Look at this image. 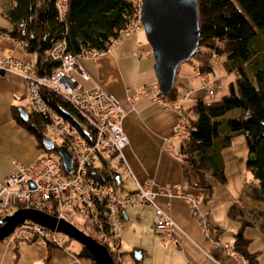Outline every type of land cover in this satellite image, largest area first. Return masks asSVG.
I'll use <instances>...</instances> for the list:
<instances>
[{
    "label": "crops",
    "instance_id": "1",
    "mask_svg": "<svg viewBox=\"0 0 264 264\" xmlns=\"http://www.w3.org/2000/svg\"><path fill=\"white\" fill-rule=\"evenodd\" d=\"M8 27L9 22L1 13L0 5V58L10 56L22 63L33 60L32 54L7 34ZM138 30L117 38L95 55L87 53L81 56L78 61L88 76L85 80L78 76L80 84L88 87L97 82L125 109L119 120L125 143L118 156V165L130 187L117 196L132 192L135 183L145 184L155 193L154 204L174 225L172 237L175 242L162 244L158 239L160 232L151 227L150 205L122 207L117 254L137 251L139 258L135 262L126 253L118 259L121 264H142L143 261L146 264H238V255L229 251V247L231 235L238 229L239 223L229 220L226 210L234 203H240L245 210L257 207L245 196L244 183L250 181L253 185L255 182L244 169L246 152L243 136L232 138L231 134L228 145L219 150L224 182L216 184L205 177L209 189L195 187L197 175L189 170L184 174V167L175 156L181 140L170 137L178 113L194 99H201L196 92L199 88L198 81H195L197 77L193 75L195 71L187 63L176 67L175 87L184 81L191 91L175 107L159 100L153 101L145 93L137 94L138 89L155 83L152 57L140 43ZM25 97L21 70L12 66L0 69V179L15 165H27L42 154L34 136L20 126L11 114V105L15 110L16 107L22 108L20 104ZM190 98V103H186ZM167 136L168 142H164ZM176 191L179 193L176 194ZM183 195L195 200L194 207L203 226L190 215L189 204ZM258 223L251 222L243 227L241 235L248 240L247 252L256 253V264H264V233L258 229ZM120 236L125 241L120 240ZM79 247L67 242L63 248L47 251L40 243L14 244L4 239L0 241V264H91L87 259L76 257Z\"/></svg>",
    "mask_w": 264,
    "mask_h": 264
},
{
    "label": "trees",
    "instance_id": "2",
    "mask_svg": "<svg viewBox=\"0 0 264 264\" xmlns=\"http://www.w3.org/2000/svg\"><path fill=\"white\" fill-rule=\"evenodd\" d=\"M195 3L198 12L197 47L186 61L192 69L208 73L212 63L209 54L213 53L223 71L232 72L234 78L217 100L196 98L182 109L186 117V137L178 142L175 156L182 163L184 174L189 170L197 175L195 187L209 189L205 177L216 184L224 182L219 150L228 145L231 134L242 133L246 152L244 169L255 182L253 185L250 181L244 183L245 196L257 207L245 210L240 203H234L227 208L226 217L239 223L231 235L229 251L245 259L247 264H256V253L247 252L248 240L241 235V230L251 222H259L257 227L264 233V42L262 47L256 42L258 35L262 34L264 38V0H195ZM0 5L1 13L9 22L7 34L32 54L37 74H48L57 65L44 52L57 40L63 39L64 50L72 53L78 52L82 46L104 50L108 39L116 36V30L130 9L128 0H66L65 13L58 20L54 0H0ZM174 82L161 97H173ZM38 92L54 111L70 118L76 115L54 91L40 87ZM10 110L13 119L34 136L42 154L57 158L55 148L44 151L40 143L46 116L32 110L25 111L26 119L23 120L18 117L14 106L11 105ZM233 110L235 112L229 115ZM88 133L90 135V129ZM97 159L99 166L88 164L91 177L113 191L120 188L118 176L104 158L97 154ZM15 204L18 208L25 206ZM86 224L92 230L89 223ZM82 232L97 241L93 231L94 237L89 231ZM43 245L47 251L59 248L48 242ZM131 252H121L118 256L131 255ZM13 254L15 257L14 247ZM76 257L95 264L81 247Z\"/></svg>",
    "mask_w": 264,
    "mask_h": 264
},
{
    "label": "built area",
    "instance_id": "3",
    "mask_svg": "<svg viewBox=\"0 0 264 264\" xmlns=\"http://www.w3.org/2000/svg\"><path fill=\"white\" fill-rule=\"evenodd\" d=\"M128 1L130 9L125 14V20L116 30V36L108 39L107 46L117 38L129 36L141 27L139 0ZM54 7L57 19L61 20L66 10V0H54ZM64 47V40L60 39L44 51L49 59L57 62L48 74H37L33 68V60L22 63L10 56L0 58V69L12 66L21 70L28 105L32 111L46 116L43 136L46 135L53 148H63L71 162L68 173H64L58 157L45 153L27 165H15L12 171L0 179V209L4 210L8 205L15 203H23L24 207L41 211L68 223L67 213L76 211L89 220L97 242L113 256V264H121L117 246L122 230L120 219L122 207L133 204L150 205L151 226L160 232L158 235L160 243L175 242L172 237L174 231L172 221L154 204L155 193L145 184L135 183L132 192L117 196L110 187L91 177L88 164L92 163L94 156L102 153L120 155L125 136L120 129L119 120L125 114V109L97 82L84 87L73 75L74 72L81 79H88L78 60L87 53L95 55L98 50L82 46L78 48V52L72 53L65 51ZM209 56L211 62L216 58L213 53ZM194 71L198 88L206 95H210L212 90L208 73L200 72L196 68ZM40 87L48 88L62 97L76 115L70 118L54 111L40 96L38 92ZM190 90L186 82H180L173 97L168 99L161 97L157 85L152 83L138 89L137 94L145 93L153 101L159 100L169 107H175ZM178 116L172 136L181 140L185 136V115L180 111ZM88 129L91 130L90 135ZM54 139L57 142H54ZM167 140L164 139L165 142ZM177 191L176 194L179 193ZM161 192L165 193L164 190ZM183 197L189 204L190 215L197 218L199 224L203 226L194 207L195 200L187 195ZM10 238L48 242L55 246L62 243L61 238L26 221L13 229ZM237 262L247 264L246 260L239 256Z\"/></svg>",
    "mask_w": 264,
    "mask_h": 264
},
{
    "label": "water",
    "instance_id": "4",
    "mask_svg": "<svg viewBox=\"0 0 264 264\" xmlns=\"http://www.w3.org/2000/svg\"><path fill=\"white\" fill-rule=\"evenodd\" d=\"M139 22L152 57V71L155 84L161 95L172 86L176 67L187 60L197 47L198 12L195 0H139ZM20 119H26V112L16 107ZM44 151L52 150V143L46 137L40 139ZM64 173L70 169V158L63 148L55 149ZM117 176H114L116 180ZM117 185V182H115ZM122 214V211H120ZM22 221H29L60 233L85 249L95 264H112L107 250L94 239L61 219L48 216L41 211L21 207L0 217V240ZM133 259L139 253H131Z\"/></svg>",
    "mask_w": 264,
    "mask_h": 264
},
{
    "label": "rangeland",
    "instance_id": "5",
    "mask_svg": "<svg viewBox=\"0 0 264 264\" xmlns=\"http://www.w3.org/2000/svg\"><path fill=\"white\" fill-rule=\"evenodd\" d=\"M138 34H139V37H140V43L144 44V46L147 48L148 56L151 57L150 49H149L148 44L145 41V38H144L143 31H142V28L141 27L138 30ZM257 41L260 44V47H262V43L264 42V38H263L262 34H260V35L257 36L256 42ZM184 63H187L191 67V64H189L186 60L184 62L178 64L177 67L180 66V65H182V64H184ZM210 68H211V70L208 72V75H209V78L211 80L210 88L212 90V93L210 95H206L201 89H198V91H196L197 92V95H199V97L203 101H214V100H217L222 94H224L226 92V85H227V83L229 81H232L233 78H234V74L232 72H224L223 71V69L220 66V63H219V59L218 58H216L211 63ZM176 69L178 70V68H176ZM73 75L76 78L78 77V75L76 73H74V72H73ZM193 75L195 76L194 73H193ZM195 81L197 82L198 80L195 79ZM190 97H191V95H190ZM190 100H191V98L188 101H186V103L189 104L190 103L189 102ZM27 101L28 100L25 97L24 102H21L20 106H22V108H24L26 112H30L31 111V107H30V105H28V102ZM182 101H180V102H182ZM234 112H235L234 110L231 111V112H229V115L230 114H233ZM178 119H179V116L177 115V119L175 121V124H174V126H173V128L171 129V132H170V137H173L172 134H173L174 128L177 125ZM185 124H186V117H185ZM44 136H46V135H44ZM231 136H232V138H242V133H239V132L233 133ZM185 137H186V129H185V136L181 139V141H183L185 139ZM165 138L168 139V136L167 137H164V139ZM164 139H163V141H164ZM53 141L54 142H57L56 139H54ZM167 142H168V140H167ZM101 157L104 158V160L106 161L108 167L114 173H116L119 176V180L122 183V184H120V188L114 189L115 194L117 195L118 193L124 191L126 188H129L130 185H128V181H126V177H125L124 173L122 172L121 168L118 165V156L117 155H111V156H109L106 153H102L101 154ZM92 164H93V166H99L100 165V161L97 159V156H94L92 158ZM17 208H18L17 207V204H15V205H8L4 210H1L0 209V215L9 214L10 212H12L13 210H15ZM19 208H21V207H19ZM127 208H129V207H127ZM67 214H68V221H69V223L71 225H73L74 227H76L80 231H84V232L89 231L91 233V236L94 237V234H93L94 232L92 233V230L86 224V223H89V220L86 219L84 215H82L80 213H77L76 211H74V212H71L70 211ZM151 218H152V216H151ZM56 235L58 237L61 236L60 234H56ZM120 240L125 241V239L123 238V236H120ZM68 242H69L70 245L76 244V245L80 246L79 244H77L73 240H69ZM142 264H146V262L143 261Z\"/></svg>",
    "mask_w": 264,
    "mask_h": 264
},
{
    "label": "bare ground",
    "instance_id": "6",
    "mask_svg": "<svg viewBox=\"0 0 264 264\" xmlns=\"http://www.w3.org/2000/svg\"><path fill=\"white\" fill-rule=\"evenodd\" d=\"M173 81H174V79H173ZM175 83V82H174ZM173 84V83H172ZM24 221H22V222H20V223H17L12 229H11V231L4 237V238H2L0 241H2L3 239H5V240H8V241H14V240H17V241H19V242H26V241H29V242H31V243H40L39 241H35V240H21V239H13V238H10V234L12 233V231H13V229L15 228V227H17L18 225H20V224H22ZM26 222H29V221H26ZM31 223V222H30ZM32 224H34V223H32ZM34 225H36V224H34ZM37 226H39V227H41V228H43V229H46L45 227H42V226H40V225H37ZM47 230V229H46ZM48 232H50V233H52V234H54L55 236H57L56 234H60V233H56V232H52V231H49V230H47ZM61 236H59V238H61L62 239V243H61V245L60 246H56V247H59V248H63V246H64V244L65 243H67L70 239H68V238H66V237H63V235L62 234H60ZM58 237V236H57ZM90 237V236H89ZM97 242V241H96ZM40 244H43V243H40ZM55 246V245H54ZM110 255V254H109ZM110 257H111V255H110ZM112 261V260H111ZM112 264H113V261H112Z\"/></svg>",
    "mask_w": 264,
    "mask_h": 264
}]
</instances>
